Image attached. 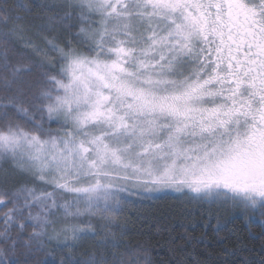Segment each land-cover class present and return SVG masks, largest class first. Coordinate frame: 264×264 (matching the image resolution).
<instances>
[{"label": "snow or ice", "instance_id": "1", "mask_svg": "<svg viewBox=\"0 0 264 264\" xmlns=\"http://www.w3.org/2000/svg\"><path fill=\"white\" fill-rule=\"evenodd\" d=\"M36 7L42 44L20 14ZM12 175L0 264H30L61 235L100 247L61 264H142L140 246L114 251L115 214L165 190L264 219V0L0 3V176Z\"/></svg>", "mask_w": 264, "mask_h": 264}, {"label": "trees", "instance_id": "2", "mask_svg": "<svg viewBox=\"0 0 264 264\" xmlns=\"http://www.w3.org/2000/svg\"><path fill=\"white\" fill-rule=\"evenodd\" d=\"M5 0H0V3ZM9 7L18 0H6ZM29 5H43L54 0H23ZM25 16L23 23L30 29L37 44L43 41L36 36L45 13L39 7ZM50 14V13H49ZM43 35L51 38L50 33ZM28 105H25L27 107ZM56 125L53 124L52 128ZM21 181L8 178L0 189L13 190ZM0 207V217L11 208ZM35 211V210H34ZM119 228H112V238L120 244L114 249L125 253L137 249L147 256L142 264H262L264 262V219H249L230 203H208L190 200L182 194H162L151 198L131 199L120 212ZM0 231H3L0 220ZM18 231V229H17ZM32 228L26 230L27 234ZM53 231L49 228L48 235ZM99 238V237H98ZM68 247L58 248L56 241H45V250L35 253L30 264H61L70 255L73 261L88 259L100 247L95 241L66 242ZM74 245V246H73ZM146 250V252H145ZM127 257H125L126 259Z\"/></svg>", "mask_w": 264, "mask_h": 264}, {"label": "rangeland", "instance_id": "3", "mask_svg": "<svg viewBox=\"0 0 264 264\" xmlns=\"http://www.w3.org/2000/svg\"><path fill=\"white\" fill-rule=\"evenodd\" d=\"M57 127V125L54 127V129ZM10 179H12V180H15V181H21L22 182V178L21 177H19V176H15V175H12V176H10L9 177ZM47 191H51V189H46ZM167 193H169V194H181V193H175V192H173V191H171V190H165V191H162V192H159V193H155V194H152V196H156V195H162V194H167ZM70 198V197H69ZM137 197H132L131 199H136ZM119 217H120V212L119 213H116L115 214V223H117L118 224V222H119ZM59 218V214L57 215V217H53V219H58ZM81 226L82 227H86V225H84L83 223H81ZM96 226V224H95V222L93 223V227H95ZM56 228H57V230H58V228H59V225H57L56 226ZM52 231H53V229L52 228H50ZM51 235H53V233L51 234ZM89 240V241H95L96 242V240L97 239H99L98 237H96V238H92V237H85V238H82V239H80V240H77V241H73L72 239H71V237L70 236H68L67 237V239H65V237L63 236V235H61L60 237H59V239H53L54 241H56L57 243H59V244H63V243H66V242H75V243H77L78 241L79 242H82L83 240Z\"/></svg>", "mask_w": 264, "mask_h": 264}]
</instances>
